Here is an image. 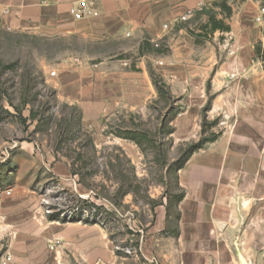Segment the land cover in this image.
Returning <instances> with one entry per match:
<instances>
[{"label": "crops", "instance_id": "0c3cea01", "mask_svg": "<svg viewBox=\"0 0 264 264\" xmlns=\"http://www.w3.org/2000/svg\"><path fill=\"white\" fill-rule=\"evenodd\" d=\"M79 1L0 0V28L91 44L94 52L84 60L58 66L55 82L58 97L79 106L85 121L143 107L146 91H153L147 68L153 58L164 63L158 72L175 84L171 89L186 94L170 135L198 141L204 114L218 120V138L178 172L185 190L179 219L173 223L163 198L151 211L153 222H139L122 238L103 219L46 215L50 180L81 198L90 192L63 160L41 154L34 141L19 142L11 169H0V261L9 253V264H264V187L258 183L264 179V0H90L98 16L76 20L70 8ZM201 1L202 11L177 22ZM153 40L166 51L155 50ZM225 180L233 181V201L216 197ZM55 238L62 245L53 252Z\"/></svg>", "mask_w": 264, "mask_h": 264}, {"label": "rangeland", "instance_id": "374dc122", "mask_svg": "<svg viewBox=\"0 0 264 264\" xmlns=\"http://www.w3.org/2000/svg\"><path fill=\"white\" fill-rule=\"evenodd\" d=\"M90 47L73 38L40 37L0 28V169H11L12 153L19 142L34 141L41 154L63 160L58 162L76 174L77 184L90 192L83 200L57 179L50 180L44 187L50 189L53 213L77 205L84 210L95 209L96 217L107 221L113 236L122 238L133 234L131 229L136 230L134 225L139 222H153V207L166 198L174 223L179 219L178 197L185 194L179 171L175 172L181 151L202 137L218 134L220 128H211L213 121L204 119L203 114L201 124L203 129L206 121V129L198 141L170 135L171 121L184 113L186 94L174 87L172 91L175 84L169 85L158 72L164 63L153 58L147 60V68L150 66L151 73L167 86L168 98L159 96L153 85V91H146L143 107H119L93 123L85 121L79 106L58 97L55 82L58 66L74 57L77 62L84 60L87 53L94 52ZM159 51H166L163 44ZM146 52L153 53L151 49ZM129 133L141 136V148L123 138ZM226 180L222 181L224 191L218 182L216 197L233 201V181ZM263 180L259 186L264 187ZM207 200L216 199L208 195Z\"/></svg>", "mask_w": 264, "mask_h": 264}, {"label": "built area", "instance_id": "2783aa9c", "mask_svg": "<svg viewBox=\"0 0 264 264\" xmlns=\"http://www.w3.org/2000/svg\"><path fill=\"white\" fill-rule=\"evenodd\" d=\"M205 7V2L201 1L197 5L196 9L188 10L183 16H181L177 22H186L190 20L198 11H202ZM261 12L264 14V7H261ZM70 14L71 16L76 20L86 19L89 17L98 16V12L93 9L92 3L90 0H80L76 6H73L70 8ZM165 29H169L168 24L164 25ZM152 44L154 45L155 49L160 50L162 49V43L158 42L156 40L152 41ZM56 75L55 72L51 73V76L54 77ZM3 193V191H0V196ZM7 195L12 194L11 189H6L4 191ZM82 199V198H81ZM83 200H85L83 198ZM44 204L46 205L45 214L46 215H52L54 212L51 208L50 201L47 199L44 200ZM60 217L65 220L66 222H75V221H95V222H102L101 219L96 217L95 215V209L91 210H84L80 207V205L68 207L59 213ZM2 222H5V218L2 217ZM62 245V240L55 238L52 239L49 243V250L55 252L57 251ZM128 253H132L131 249L127 250ZM12 261V255L7 253L5 258L0 261V264H9Z\"/></svg>", "mask_w": 264, "mask_h": 264}, {"label": "trees", "instance_id": "16d2710c", "mask_svg": "<svg viewBox=\"0 0 264 264\" xmlns=\"http://www.w3.org/2000/svg\"><path fill=\"white\" fill-rule=\"evenodd\" d=\"M219 27L225 28V27H222L221 25L218 26V28ZM215 28H217V24L212 25V29H215ZM151 75H152L151 77L153 79V83L155 85V88H156L159 96H161L163 98H168V96H170V93L168 91L167 86L163 83V81L161 79L155 77L152 73H151ZM205 124H206V121H205V123H203L202 135L205 134V129H206ZM210 125H211V128L217 126L218 120H214L212 123H210ZM170 133H171V131H170ZM140 137L141 136H138L134 133H129V135H126L123 138H125L126 140H131V141L135 142L138 145V147L141 148V142L139 141V139H141ZM217 138H218V134L212 133L211 137H209V138L202 137L198 142L189 144L186 146V148L182 149L181 154L179 156V159L176 162L177 167L175 168V172H178L181 169H183L185 167L186 163L188 162V160L190 159V157L195 152L203 149L206 144L216 141ZM183 196H184L183 194L179 195L178 202H180L183 199Z\"/></svg>", "mask_w": 264, "mask_h": 264}]
</instances>
